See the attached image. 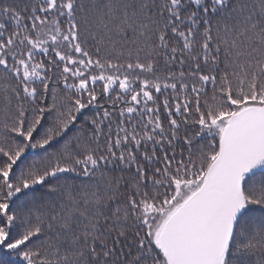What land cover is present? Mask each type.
Listing matches in <instances>:
<instances>
[{"label": "snow or ice", "instance_id": "1", "mask_svg": "<svg viewBox=\"0 0 264 264\" xmlns=\"http://www.w3.org/2000/svg\"><path fill=\"white\" fill-rule=\"evenodd\" d=\"M0 264H264V0H0Z\"/></svg>", "mask_w": 264, "mask_h": 264}]
</instances>
